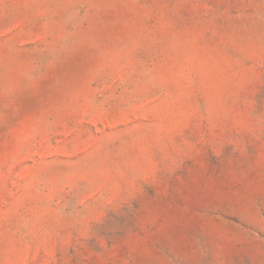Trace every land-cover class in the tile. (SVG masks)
<instances>
[{
	"label": "rangeland",
	"instance_id": "374dc122",
	"mask_svg": "<svg viewBox=\"0 0 264 264\" xmlns=\"http://www.w3.org/2000/svg\"><path fill=\"white\" fill-rule=\"evenodd\" d=\"M0 264H264V0H0Z\"/></svg>",
	"mask_w": 264,
	"mask_h": 264
}]
</instances>
